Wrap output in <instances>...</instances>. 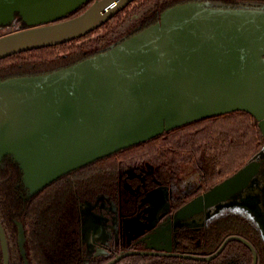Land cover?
I'll use <instances>...</instances> for the list:
<instances>
[{"label": "water", "instance_id": "95a60500", "mask_svg": "<svg viewBox=\"0 0 264 264\" xmlns=\"http://www.w3.org/2000/svg\"><path fill=\"white\" fill-rule=\"evenodd\" d=\"M88 1L0 0V28L17 16L23 28L0 37V60L82 38L134 0H98L82 15L64 20ZM236 111L252 114L264 138V8L189 2L71 67L0 81V164L6 156L18 163L31 197L120 150ZM227 203L246 207L264 238V147L236 174L175 213L165 232L210 221ZM18 236L27 263L22 221ZM231 239L248 244L257 264L254 248L237 237L211 257H183L209 261ZM0 241L4 264H9L2 222ZM137 253L149 252H128L109 264Z\"/></svg>", "mask_w": 264, "mask_h": 264}, {"label": "trees", "instance_id": "16d2710c", "mask_svg": "<svg viewBox=\"0 0 264 264\" xmlns=\"http://www.w3.org/2000/svg\"><path fill=\"white\" fill-rule=\"evenodd\" d=\"M96 1L98 0H89L64 20L82 15ZM203 1L217 3L219 1L225 4L229 0H134L99 29L82 38L57 46L28 50L1 59L0 81L39 76L71 67L115 43L116 39L122 37L123 32L130 27L141 26L139 30L126 36L127 38L157 24L161 14L167 9L189 2ZM20 30L23 28L20 17L17 16L10 26L0 28V37ZM263 147V134L257 119L252 114L236 111L222 116L208 117L164 132L163 135L148 142L120 150L63 175L26 203L21 198V183L23 184L21 169L17 162L6 156L1 162V176L4 180L0 184V195L2 192L4 195L0 206L4 221L13 232H16V227L12 220L19 218L23 221L29 264H76L75 257H69L72 249L66 248V244L71 242L74 236L78 196L88 197L90 191L95 188L116 181L122 171L120 169L125 170L136 164L150 163L156 167L157 176L163 182H173L176 187L180 181L181 166L189 165L199 173L202 186L190 197L192 198L199 195L201 190L209 191L236 174ZM206 231L208 255L216 252L227 237L242 236L257 249L260 264H264V239L261 238L260 229L255 228L253 222L245 216L227 213L212 218ZM186 233H196L204 237V231H183L182 236L185 238ZM13 239L16 242V238ZM145 259V256H134L123 261L142 264ZM231 262L253 263L252 252L242 241L231 240L225 251L211 262L184 258H158V264H230ZM0 264H4L1 243ZM9 264H23L19 252L10 253Z\"/></svg>", "mask_w": 264, "mask_h": 264}, {"label": "flooded vegetation", "instance_id": "af4514ba", "mask_svg": "<svg viewBox=\"0 0 264 264\" xmlns=\"http://www.w3.org/2000/svg\"><path fill=\"white\" fill-rule=\"evenodd\" d=\"M228 2L223 4L224 7L242 9L264 8V0H229ZM140 28L141 26L130 27L129 30L126 29V31L123 32L122 36H128L133 31L139 30ZM184 166L189 165L181 166L179 173L180 181L176 187L173 182H163L160 177L157 176L156 167L154 165L150 163H142L125 168V170L120 169L122 171L119 173L116 181L109 182L107 184L105 183L95 188V190L90 191L88 197L84 198L79 195L76 204L78 205V213L76 218L77 223L73 230L74 236L72 241L66 244V248L72 249L71 256L69 257L71 258L74 256L76 264H109L118 257H121L123 254L140 251L149 253L129 254L123 256L113 264H133L129 261L124 262L123 260L134 256H145L146 259L142 264H158V258L166 257L211 262L225 251L227 244L231 240L237 239L229 240L225 244L222 252L209 261L198 259L194 260L183 256L211 257L212 255L218 253L224 246L226 240L231 237L244 239L246 242L251 244L242 236H229L216 252L208 255L206 252V229L210 221H203L200 222V224L196 222L195 225L190 226H177L173 227V229L169 230V232H165L167 225L170 223L169 219H172V216L175 213L188 203L192 202L195 197L208 192L201 190L199 195L190 198L198 189L202 187L201 180L199 173L191 166L192 171L197 173V177L195 173L188 171L189 173H186V180H184ZM1 175L0 164V184L4 180ZM21 186V198L23 199V202L26 203L36 194L30 197V191L22 183ZM3 195L4 194L2 192L0 195V205L3 201ZM154 202L167 205V210L165 213L158 216L157 220L152 221L150 224L151 219L149 218V214ZM2 211V207L0 206V222H2L5 234L8 238V249L10 253L19 252L22 258V263L29 264V258L27 256L28 262L26 263L22 252L20 251L18 242V221H20V219L17 218L16 220H12L14 221L16 227V232H13L4 221L5 218H3L4 214ZM19 215L20 214L18 212V216ZM95 219L97 220L96 222ZM253 225L255 228H258L255 222ZM187 230L192 232L204 231V237H200L196 233H186L187 237L185 238L182 236V232ZM161 234L162 236H160ZM13 237L16 238V242H14ZM262 237L263 235H261V238ZM9 242L11 245H9ZM242 242L246 244L244 241ZM246 245L250 248L253 259V251L248 244ZM168 246L172 247L171 251L159 249L166 248ZM251 246L256 251L258 259L257 264H260L258 251L253 244H251ZM189 248H194L195 250ZM70 249L68 250L70 251ZM230 264L237 263L231 262ZM252 264H254V259Z\"/></svg>", "mask_w": 264, "mask_h": 264}, {"label": "rangeland", "instance_id": "374dc122", "mask_svg": "<svg viewBox=\"0 0 264 264\" xmlns=\"http://www.w3.org/2000/svg\"><path fill=\"white\" fill-rule=\"evenodd\" d=\"M188 171H192V168L190 166H184L183 167L184 180H186V173L188 174L189 173ZM192 172L195 173V175L197 177V173L194 171H192ZM197 182H198V178H197ZM166 210H167V205L158 204V202H154V204L150 210V214H149V218L151 219L150 224L152 221L157 220L158 216L165 213ZM227 213L242 214L250 221H253L255 219L253 217V215L250 214V212L248 211V209L246 207H242L240 205L238 206L237 204H234V203L224 204V205L220 206L219 208H216L214 211L215 216H223L224 214H227ZM96 221L97 220L95 219V222ZM180 226H188V224H183ZM180 226H178V227H180Z\"/></svg>", "mask_w": 264, "mask_h": 264}]
</instances>
